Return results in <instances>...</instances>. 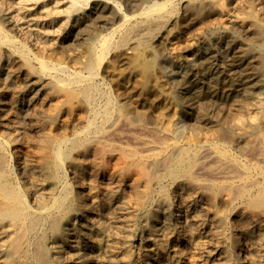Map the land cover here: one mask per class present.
Instances as JSON below:
<instances>
[{
	"label": "bare ground",
	"instance_id": "obj_1",
	"mask_svg": "<svg viewBox=\"0 0 264 264\" xmlns=\"http://www.w3.org/2000/svg\"><path fill=\"white\" fill-rule=\"evenodd\" d=\"M3 1L0 53L12 74L0 80V264H264V121L248 125L231 104L262 91L248 62L264 53L260 11L248 7L239 24L255 45L219 59L185 47L172 16L178 4L207 2L231 25L210 41L229 42L242 4L56 0L40 14L60 19L43 30V16L29 7L15 15ZM53 39L68 59L53 57ZM136 47L175 66L161 69L152 100L124 76L115 89L101 72L111 55L133 57ZM139 62L147 61L138 57L129 77L140 78ZM222 79L239 81L237 91L210 105ZM225 103L228 111L209 120Z\"/></svg>",
	"mask_w": 264,
	"mask_h": 264
},
{
	"label": "rangeland",
	"instance_id": "obj_2",
	"mask_svg": "<svg viewBox=\"0 0 264 264\" xmlns=\"http://www.w3.org/2000/svg\"><path fill=\"white\" fill-rule=\"evenodd\" d=\"M28 2H25V0L20 4V0H16L14 2H11V1H7L5 0V2L3 1V5L2 7H5L4 9H6L8 12L10 11V13H13L17 15H20L18 14L19 11H20V8H28L27 10H30V11H27V13L30 15H34L33 17H37V18H40L41 16H43V20L40 19L39 22L40 24L38 25V27H42V29H46L44 27H48V26H45V24H49L50 21H58V20H55L56 18L57 19H60L58 18L59 15H54V13H52L54 16H49V17H46L47 14H40V12H42L43 8L45 7H48V8H51L52 6H54L53 3H55L56 0H26ZM30 1V2H29ZM64 1V0H63ZM66 1V0H65ZM223 0V4L225 6H227L228 8L230 9H234L237 5H243L241 6V10L239 11L240 14L239 16L237 17L238 20H233V24H232V27H234V34H235V39L234 40H230L229 42L227 40L222 41L220 43H216L214 41H210L211 40V35L214 34V32L217 34L218 32H222L223 31V28H222V25H226L227 27H230L231 25L230 22L228 20L225 21V19H223L222 17H220L219 14H217V12H215V9H213V7L211 8V5L207 2H202V3H193L191 4L190 6L188 4H178L177 5V9H176V12L173 16H172V21L170 23V29L172 30H176L180 33L181 37H182V41L184 46H188V45H194L195 47L198 48V51L199 53L201 54H205L206 52L207 53H212L216 56L219 57H222L224 56V59L227 57L225 52L226 50H228V48H232L234 47L235 50H237L238 53L240 52H245L244 49H246L247 47H251V45H253L252 43L253 42V38L250 36V34H248L246 31H244L243 29H240V21L242 20V18H248L250 16V14L248 13L250 11L251 13V10L249 8H255L257 9L258 11H260V14L258 16V18L262 21L264 20V16L261 12H264V5H260V4H256L257 2L255 0ZM252 3V6H250V2ZM254 1V2H253ZM11 4H10V3ZM36 2V3H35ZM249 2V3H248ZM9 5H8V4ZM13 3H16L15 5H17L15 8V6L13 5ZM17 3H19L20 5H18ZM29 3V4H27ZM206 3V4H205ZM235 3V4H234ZM5 4V5H4ZM25 6H24V5ZM199 6H198V5ZM209 4V5H208ZM249 4V5H248ZM11 5V6H10ZM27 5V6H26ZM183 5V6H182ZM188 5V6H187ZM194 5V7H193ZM230 5V6H229ZM21 6V7H20ZM31 6V7H30ZM92 6V5H91ZM91 6H86L85 9L88 11V9L91 7ZM198 6V7H197ZM209 6V7H208ZM247 7V8H246ZM249 7V8H248ZM257 7V8H256ZM179 8V9H178ZM192 8V9H191ZM244 8V9H243ZM260 8V9H259ZM15 11H14V10ZM17 9V10H16ZM120 9L122 12H125L126 10V5L124 3H120ZM246 9H248L247 12H244V10L246 11ZM41 10V11H40ZM197 10V11H196ZM214 10V11H213ZM243 11V12H242ZM26 12V11H25ZM44 12V11H43ZM194 12V13H193ZM197 12V14H196ZM211 12V13H210ZM200 13V14H199ZM243 13L246 15H243ZM15 14V15H16ZM185 14V15H184ZM242 14V15H241ZM24 15V14H22ZM26 15V14H25ZM30 15V16H31ZM40 15V16H39ZM64 15V14H63ZM198 15V16H197ZM209 15V16H208ZM213 15V16H212ZM248 15V16H247ZM262 15V16H261ZM194 18H191L193 17ZM244 16V17H243ZM261 16V17H260ZM190 17V18H189ZM217 17V18H216ZM241 17V18H239ZM55 18V19H54ZM184 18V19H183ZM203 18V19H201ZM211 18V19H210ZM46 19V20H45ZM191 19V20H190ZM198 19V21H197ZM209 19H210V22H209ZM214 21H213V20ZM241 19V20H240ZM208 20V21H207ZM175 21V22H174ZM186 21H189V22H186ZM194 21V23L192 22ZM203 21V22H202ZM186 22V24H185ZM205 22V23H204ZM215 22V23H214ZM261 22V21H260ZM209 23V24H208ZM213 23V24H212ZM229 23V24H228ZM261 23H264L261 22ZM174 24V25H173ZM180 24V25H179ZM204 27H203V25ZM219 24V25H217ZM179 25V26H178ZM183 25V26H182ZM198 25V26H197ZM201 25V26H200ZM229 25V26H228ZM234 25V26H233ZM238 25V26H237ZM182 26V27H180ZM206 26V27H205ZM211 26V27H209ZM26 27V26H25ZM180 27V28H179ZM238 27V28H237ZM36 28V26H35ZM38 28V29H39ZM198 28H202L201 32H202V35L203 36H199V34L196 32L198 31L199 32V29ZM204 28V29H203ZM5 31L7 33L12 34L10 35V37H12L13 39L17 40L18 41H27L26 39H29V38H26L25 36H16L17 34L16 33H13L12 31H10L7 27L4 28ZM196 30V31H195ZM27 31V30H26ZM183 31V32H181ZM218 31V32H216ZM210 32V33H209ZM212 32V33H211ZM30 33V32H29ZM195 34V35H194ZM14 35V36H13ZM198 35V36H197ZM262 35V37H261ZM18 37V38H17ZM196 37V38H195ZM202 37V38H201ZM26 38V39H25ZM184 38V39H183ZM240 38V39H239ZM259 38V41L263 42L264 43V31L261 32L260 36L258 37ZM186 39V40H185ZM205 39V40H204ZM204 40V41H203ZM241 40V41H240ZM31 41V40H30ZM54 39L47 44V48L51 51H49L50 53H52V49H53V53L54 54L55 52L56 53H59L60 51H54L57 49L58 45V41L56 42V40L54 41ZM239 41V42H238ZM207 43L208 46H205L204 43ZM227 42V43H226ZM242 42V43H241ZM252 42V43H251ZM28 43V41H27ZM30 43V42H29ZM34 44V42H32ZM186 43V44H185ZM230 43V44H229ZM234 43V44H233ZM248 43V44H247ZM197 44V45H196ZM232 44V45H231ZM236 44V45H235ZM242 44V45H240ZM31 45V44H30ZM235 45V46H234ZM246 45V46H245ZM255 45V44H254ZM253 45V46H254ZM51 48H50V47ZM239 46V47H238ZM244 46V47H243ZM207 47V48H206ZM240 47H243V51H242V48ZM206 48V49H205ZM31 49V52L37 54L39 51H37L38 49H36V47H30ZM204 49V50H203ZM256 49V48H254ZM241 50V51H239ZM211 51V52H210ZM155 55H152L151 54L149 55L150 52H148V49L147 51L146 50H141L139 48L136 47V54L133 56V57H128V56H125L121 53H123L122 51H117L116 53H114L113 55H111V57L104 63V65L102 66L101 68V72L103 73V75H105L108 79V82L114 86H116L115 89H119L120 86H122L124 83V78L127 77V79L130 81V89L132 90H147L148 91V94H150V99H154V95H155V92L157 91L156 89H158V87H160L161 85V81H160V78L161 77V69L164 67L166 69H170L172 68L171 70L173 72H176L175 70V66L172 64V62L170 61L169 58H167L165 55H162L160 54L159 52H157L156 50L154 51ZM159 53V54H158ZM240 53V54H242ZM40 54V53H38ZM0 57H1V60H0V80H2L1 82H5L4 80L7 79L8 81L11 80L10 76L12 73H9L11 70H9V56L8 54L6 55V53L2 52V54L0 53ZM59 57H58V56ZM65 56V54H63L62 52H60L59 54H54L53 57L56 59H61L63 58V60H66V58L68 59L67 56L65 57H62V56ZM158 55V56H157ZM3 56V57H2ZM143 57L147 62L145 64H141L139 62V64L141 65H138L137 66V74H141L140 78L139 77H136L135 75L134 76H131L129 77L128 75L132 72V68H133V65H137V63L135 64V62L137 61L138 57ZM149 56V57H148ZM7 57V58H6ZM124 57V58H123ZM148 57V58H147ZM121 58V59H120ZM114 61H113V60ZM123 59V63L125 61L124 64L122 65H119V62L117 64V61L118 60H122ZM62 60V59H61ZM112 60V61H111ZM129 60V62H128ZM249 60V61H248ZM248 62H250V72L254 75L255 78H257V82L258 84H260V91L261 92H264V53L263 52H259L258 51V54L257 53H253L251 54V56L248 57ZM121 62V63H122ZM116 63V64H115ZM5 66V67H4ZM131 66V67H130ZM167 66V67H166ZM257 66V67H256ZM116 67V68H115ZM125 70H123L122 68ZM129 68V69H128ZM120 69V70H119ZM138 69H141V70H138ZM168 69V70H169ZM117 70V71H116ZM147 70V71H146ZM122 71V72H121ZM142 71V72H141ZM263 73V74H262ZM146 74V75H145ZM119 75V76H118ZM145 75V76H144ZM124 76V78L122 77ZM258 76V77H257ZM115 77H118V78H115ZM152 77V78H151ZM110 78V79H109ZM4 79V80H3ZM113 81H112V80ZM120 79V80H119ZM6 80V81H7ZM110 80V81H109ZM230 81V82H229ZM121 82V83H120ZM238 82L239 81H231L229 79H222L218 82H215V85L213 87L210 88L209 87H205L203 90H202V94L203 96L207 95L211 90L215 91V97L213 98H210L209 100H207L206 102L213 104L212 102H215L216 99L220 98L224 93L226 92H234V91H237V87H238ZM132 83H134L133 85H131ZM138 83V84H136ZM116 84V85H115ZM134 85H137V86H134ZM147 87H145V86ZM263 85V87H262ZM208 88V89H207ZM215 90H214V89ZM263 88V89H262ZM152 91V92H151ZM258 91L257 90V94H258ZM260 92V93H261ZM154 95H153V94ZM259 93V94H260ZM255 94V95H251V97H237L234 102H231L232 106L234 108H237L240 111L239 114H241V116L239 115L240 120L242 121H245L248 125H253L255 127H260V125H263V121H264V93H261L260 95L258 94ZM241 98V99H239ZM248 100V101H247ZM258 101V102H257ZM257 102V103H256ZM216 103V102H215ZM226 104V103H225ZM230 104V103H229ZM226 106V107H225ZM223 105V106H220L219 108H217L215 106V111L213 113L210 114V117L209 120H213V121H217L218 118H219V115L220 114H223V112H227L228 111V105ZM239 106V107H238ZM242 109H241V108ZM224 108V109H223ZM227 110V111H226ZM243 110L245 112H243ZM222 112V113H221ZM243 114V115H242ZM181 128V129H180ZM177 130L182 133L186 131V126H184V123H181L178 125L177 127ZM225 130V129H224ZM227 131V130H226ZM224 131V134L227 135L229 134L228 132ZM178 132V133H179Z\"/></svg>",
	"mask_w": 264,
	"mask_h": 264
}]
</instances>
